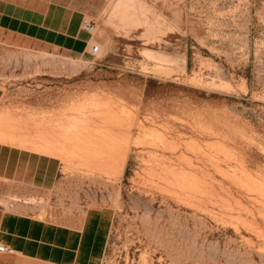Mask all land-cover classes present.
Returning <instances> with one entry per match:
<instances>
[{"label":"rangeland","instance_id":"1","mask_svg":"<svg viewBox=\"0 0 264 264\" xmlns=\"http://www.w3.org/2000/svg\"><path fill=\"white\" fill-rule=\"evenodd\" d=\"M15 1L95 26L83 53L0 30V154L25 177L0 176V213L106 208L101 264H264V0Z\"/></svg>","mask_w":264,"mask_h":264},{"label":"crops","instance_id":"2","mask_svg":"<svg viewBox=\"0 0 264 264\" xmlns=\"http://www.w3.org/2000/svg\"><path fill=\"white\" fill-rule=\"evenodd\" d=\"M78 19L81 17L74 10L39 9L33 4L0 0V30L73 53H83L90 40L89 33L82 27L84 18L80 24ZM27 162L34 169L27 174L36 175L33 181L37 179L45 185L54 183L51 173L41 172L40 175L36 171L52 165L50 159L28 156ZM21 163L20 154L13 161L9 154H0V176L18 181L25 179ZM110 225L111 213L103 207L89 208L68 222L39 218L30 211H2L0 242L13 250L10 254L40 264H101Z\"/></svg>","mask_w":264,"mask_h":264},{"label":"built area","instance_id":"3","mask_svg":"<svg viewBox=\"0 0 264 264\" xmlns=\"http://www.w3.org/2000/svg\"><path fill=\"white\" fill-rule=\"evenodd\" d=\"M94 26H95V24L92 20L86 19V18H84L82 20V27L87 33L92 34L93 30H94ZM97 51H98V45L93 44L91 46V53L95 54ZM12 252H13V250L10 247H8L7 245L0 242V253L10 254Z\"/></svg>","mask_w":264,"mask_h":264},{"label":"bare ground","instance_id":"4","mask_svg":"<svg viewBox=\"0 0 264 264\" xmlns=\"http://www.w3.org/2000/svg\"><path fill=\"white\" fill-rule=\"evenodd\" d=\"M99 48H100V46L98 45V51H99ZM98 51H97V52H98Z\"/></svg>","mask_w":264,"mask_h":264}]
</instances>
